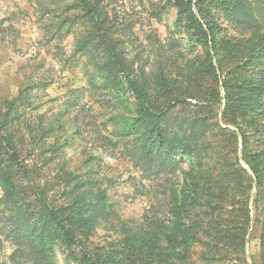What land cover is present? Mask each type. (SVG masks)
Segmentation results:
<instances>
[{
	"label": "rangeland",
	"instance_id": "1",
	"mask_svg": "<svg viewBox=\"0 0 264 264\" xmlns=\"http://www.w3.org/2000/svg\"><path fill=\"white\" fill-rule=\"evenodd\" d=\"M92 1L110 16H115L116 27L112 35L118 39L115 50L121 51L123 70L132 80H147L146 93L150 105L156 109L164 105L168 108L163 117L168 128L174 127L180 116L190 111L199 116H211L212 121L228 129L226 133L218 132L219 136L202 137L204 140L200 143L205 148L198 154L199 160L195 161L199 165L192 169L196 180L201 184L198 202L214 206L208 210H213L220 221L210 231L206 222L201 219L193 221L195 211L199 212L201 218L205 216L200 205L190 207L189 219L204 232H229L232 242L228 244V248L232 250L237 246V254H243L241 264H261L264 188L261 185L257 188L252 171L242 156L264 147V128L251 126L245 130L250 121H242V115L236 114L242 122L239 124L243 128L246 142L242 152V134L236 124L227 121L228 115H222L226 99L221 98L211 109L206 107V102L213 99L210 91L214 90L215 93V89L222 88L223 75H220L218 63L224 74V64L231 62L229 55L236 52L238 46L223 56V52H226L223 49L218 50L219 56L213 55V74L206 66L202 68L203 60H209L208 50L192 36V30L179 13L174 0ZM245 1L254 14L257 27H250L248 23L235 18L220 0H205L203 9L198 6L193 10H201L203 14L210 12L215 16L222 32L233 38L232 42L244 43L252 30L264 34V0ZM72 2L73 0H0V96L15 95L28 83L32 84L31 103L19 106L16 110L20 112V116L8 124V130L14 134L12 139L19 140L21 137L20 146L23 144L30 152H35L33 146H39L40 142H31L41 135L36 127L39 117L44 120L43 125L58 118L64 131L55 129L45 139L44 148L55 137H59L55 144L57 149L51 148L43 154L44 158H48L47 163L35 164V153L30 154L34 160L33 167L40 168L41 184L48 182L49 186L52 185L59 164L65 160L67 166L76 173H84L90 169V176L105 189L106 199L103 204L107 216L98 218L81 239L79 246L68 248L59 242L54 244L52 259L55 264H80L78 259L84 250L93 256L95 253H105L113 246L114 241L122 238L121 225L141 220L151 202L158 201L161 213L167 216L168 209L174 206L169 196L170 188L180 189L183 179L181 172L191 170L190 163L179 156L172 161V168L165 166L157 170L155 167L153 171L142 172L132 165L127 153L119 154L127 141L136 143V136L115 137V125L110 117L115 116L116 125L119 126L120 116L130 119L138 117L140 107L132 90L126 85L119 95L113 91L112 84L91 87L88 83V76H92L93 69L88 53L81 44L82 38L89 35L90 28L80 11L71 5ZM59 22L60 31L51 36ZM209 53L211 55L212 51ZM118 76H122L121 72ZM160 76L165 78L167 84L163 79L164 83H161V78L159 85L156 83ZM42 78L45 80L43 86L38 83ZM95 82L99 84L101 79L95 78ZM223 95L224 92L220 89L218 97ZM199 97L202 99L201 105H195ZM257 111L256 109L255 120L259 119L264 126V107L261 114H257ZM214 129L215 127L212 130ZM31 135L35 138H30ZM108 136L120 141L112 147L105 140ZM151 149L168 157L154 142ZM157 162L154 161V164ZM56 190L57 187L53 192L56 193ZM208 192L211 194L203 198ZM1 210L2 205L0 214ZM245 214L249 216L248 223ZM1 221L2 217L0 264H28L25 258H10L13 250L20 245L16 239L6 234ZM243 222L245 226L242 225ZM187 224L185 222L184 226ZM199 235L205 234L199 232ZM241 235L244 236L243 248L237 244ZM78 236L82 234L79 233ZM204 244L208 243L201 241L190 247L191 250H203L206 248Z\"/></svg>",
	"mask_w": 264,
	"mask_h": 264
},
{
	"label": "trees",
	"instance_id": "2",
	"mask_svg": "<svg viewBox=\"0 0 264 264\" xmlns=\"http://www.w3.org/2000/svg\"><path fill=\"white\" fill-rule=\"evenodd\" d=\"M220 1L226 10L235 15V18L248 23L250 27H257L254 14L245 0ZM174 2L186 24L191 28L192 36L208 50L209 60H203L202 68L206 66L210 72L215 74L211 61L213 55L218 54L219 49H223L226 51L223 52V56L227 51L238 46L236 52L233 51L229 55L231 56L229 62H231L228 65L224 64L226 67L224 74L218 63L220 75H223L222 88L215 89V93L214 90L210 91L213 99L206 102V107L211 109L212 105L221 101V98L226 99L222 115H228L227 121L236 124L238 131L242 134L243 152L246 142L243 128L239 124L242 122L238 120L236 114L242 115V121H250L245 130L251 126L264 128L259 119L255 120L256 109L257 114H261L264 107V34L252 30L244 43L232 42L233 38L222 32L214 15L210 12L203 14L201 10L194 12L193 8L198 6L203 9L205 0H174ZM71 5L80 11V15L90 28L89 35L82 38L81 44V47L88 53L93 69L92 76H88L87 79L90 86L105 87L112 84L113 91L120 95L126 85L132 90L140 107L138 117L130 119L120 116L119 126L116 125L117 118L110 117L115 125V137L118 135L136 136V143L127 141L119 154L127 153L132 165L140 168L142 172L153 171L155 167L157 170L165 166L172 168L174 166L172 161L179 156L188 161L191 166L190 171L181 172L182 187L180 189L170 188L169 196L174 206L168 209L167 216L161 213L158 201L151 202L149 208L143 212L141 220L134 223L125 222L121 225L122 238L114 241L113 246L103 253L104 255L95 253L93 256L84 250L83 255L78 259L79 263L241 264L243 254H237V246H234L233 251L228 248V244L232 242L229 232H204L198 225L191 223L201 219L206 222V227L210 231L211 227L220 221V218L213 214V210H208L214 206L198 202L201 184L196 180L192 169L199 165L197 164L199 162L195 161L199 160L198 154L205 148L200 143L204 140L202 137L204 135L219 136V133H226L228 129L212 121L211 116H199L190 111L182 114L174 127L168 128V123L163 121L168 108L164 105L156 109L150 105L146 93L147 80H132L123 70L124 61L121 51L115 50L118 39L112 35L116 27L115 16H110L92 0H73ZM60 25L61 22L56 23L51 36L58 33L56 31H60ZM209 51H212L211 55ZM119 72L122 76H118ZM162 77L156 80L158 85L160 78L161 83H164L165 78ZM95 78H100L101 82L96 84ZM38 83L43 86L45 80L42 78V81ZM165 83L167 84L166 80ZM31 85L28 83L15 95L0 96L1 225L6 234L16 239L17 244L20 245L13 250L10 258L14 260L25 258L28 264H55L52 259L53 245L59 242L68 248L79 246L81 239L91 230L98 218L107 216L103 204L106 196L105 189L101 188L98 181L90 176V169L84 173H76L67 166L65 160L59 164L54 175L55 182L50 186L48 182L41 184L40 168L33 167L34 160L30 154L35 153V164L47 163L48 158H44L43 154L51 148L52 150L57 149L55 144L59 137H55L53 142L44 148L45 139L53 134L55 129L64 131V126L59 125L58 118H53L43 125L44 120L40 116L36 127L41 135L31 142L34 144L40 142L39 146H33L35 152H30L23 144L20 146L21 137L19 140L12 139L14 134L8 130V124L20 116V112L16 110L19 106L31 103ZM220 89L224 95L218 97ZM201 101L199 97L195 105H201ZM189 113L192 115H188ZM75 127L78 129L77 124ZM214 127L216 130H212ZM78 130L76 134L79 133ZM30 138L34 139L35 136L31 135ZM105 140L112 147L120 141L119 139L113 140L109 136L105 137ZM152 142L167 153L168 157L151 149ZM242 158L252 171L257 188H260L259 185L264 188V147L261 150L248 152ZM156 160L158 162L154 164ZM240 170L246 173L244 169L240 168ZM55 187H57L56 193L53 192ZM50 191L52 192L49 193ZM210 194L208 192L203 198ZM192 205L194 207L200 205L205 216L201 218L199 212L195 211L194 220H190L189 210ZM205 218L207 220H204ZM246 220L248 223V215H246ZM185 222L188 223L186 226H184ZM242 225L245 226V222ZM233 228L238 229V227ZM239 229L244 232L242 228ZM262 229L260 258L261 264H264V223ZM199 232L205 235L200 236ZM79 233L82 236H78ZM201 241L208 243L204 244L205 249L191 250L190 245ZM224 244L227 246L223 247ZM237 244L243 248V235Z\"/></svg>",
	"mask_w": 264,
	"mask_h": 264
}]
</instances>
